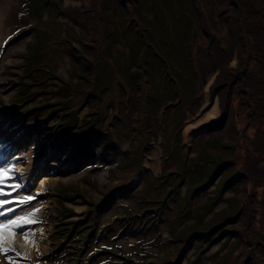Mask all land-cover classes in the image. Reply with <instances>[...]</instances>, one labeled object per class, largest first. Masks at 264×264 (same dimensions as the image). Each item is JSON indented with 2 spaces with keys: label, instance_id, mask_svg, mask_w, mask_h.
I'll use <instances>...</instances> for the list:
<instances>
[{
  "label": "rangeland",
  "instance_id": "1",
  "mask_svg": "<svg viewBox=\"0 0 264 264\" xmlns=\"http://www.w3.org/2000/svg\"><path fill=\"white\" fill-rule=\"evenodd\" d=\"M14 4H16V7H14ZM17 8V0H0V14L4 13V18L6 17L7 21L10 19L11 15L15 12ZM261 8V5H260ZM4 9V10H3ZM264 9V8H263ZM150 10H152L151 6L149 4H145L142 7L141 12V18H142V30L141 33L144 35L141 38V45H148L150 47L149 52L144 56V61L146 62H154L155 56H162L164 61L166 63L174 64L176 66H179L182 68L184 66L183 60L185 59H194L195 52H201L203 49L202 42L207 41V45H209L212 38L218 36V32L216 30L211 31L205 28V32H201L200 30L194 29V19L197 18V15L195 13L190 14L188 17L183 14H163L158 18L156 14L152 17L150 14ZM234 18L237 20L240 18V14L238 10H233ZM2 19V18H1ZM0 19V20H1ZM30 22L29 24H31ZM170 23H178V24H187L190 26L191 30H188L185 34H182L178 31L171 32L169 30L168 24ZM27 34H23L21 36H18L13 40V43L11 45V50L13 52L18 51L22 44L26 41ZM117 37V36H116ZM207 37H210V39H207ZM117 40L119 42L120 46H123L126 44L125 39H120L117 37ZM38 41L40 44L45 45V38L43 36H40L38 38ZM52 42V41H51ZM4 56V58H2ZM2 62L8 61L10 64L9 68H1L0 73L2 74L3 84L0 86V90H11L12 91L17 87L14 83H16L19 77V72L14 66L16 61L11 60V54H1ZM58 60V62H57ZM1 62V63H2ZM39 63L42 64L47 69H54L55 71L61 72L65 74V78L68 80H74L77 83V88L74 90V93L77 95L76 101L78 100H86L87 103L86 106V119L91 120L90 124L92 125L97 120L101 123H105V127L103 126L104 133L106 135V139L113 141L114 144L120 145V140L118 139V136L114 134L112 131L111 123L107 121L105 118L101 117L98 118V112L99 111H115L116 108L114 104L109 100L110 94L107 90H105L106 86L102 80L95 81L94 78L90 75H87L84 71L81 65L76 64L73 62L74 65H76L75 68H68V62L67 58L62 55L56 53L55 56L51 58H45L41 57L39 59ZM66 67V70H63ZM152 67L155 68V70L158 72L160 70V67L156 64H154ZM51 74V71L49 72ZM224 74H227V72L220 74L218 77V80L223 81L225 79ZM54 80L53 78L49 81ZM193 83V80L188 81H180V84L186 86L191 85ZM50 87V86H49ZM183 92L187 96L192 95V91L183 90ZM5 97V95H4ZM47 97V94L40 93L34 97V99L30 102L28 101L26 103V106L31 105V103L35 102L36 100H39L41 98ZM6 98V97H5ZM54 98V97H53ZM72 99V98H71ZM221 100H225L224 94L221 95ZM204 107V104H203ZM44 110H47V106L43 107ZM203 109V108H202ZM201 109V110H202ZM200 113V112H199ZM64 115V113H63ZM199 115V114H198ZM197 115V116H198ZM90 116H93V118H90ZM231 121L226 120L224 126L227 129L232 128L233 125V119L231 115L229 117ZM68 117L66 118V120ZM70 124H72L71 120H68ZM48 122H51L49 120ZM36 125H32L30 129L28 126L26 127V130H31ZM43 134H49L47 130H42L40 133V137ZM139 142L133 146V150H135L136 146L144 143L147 144L150 140L154 138V135H147L140 133L135 134ZM47 136L45 137V143H49V140L47 139ZM247 145H251L250 139L252 138V131H249L247 134ZM42 137V138H43ZM229 139L236 140L238 136L233 132L227 135ZM55 138H51L50 141H53ZM40 140L35 145V152H31L29 150H25L26 152L29 151L30 156L32 158V167L36 168L40 166L41 162V155L44 152L46 148H43L44 144H40ZM184 140V139H183ZM258 140H254L253 146L257 144ZM58 142L59 146L57 147V155L59 157L63 156L68 147L66 145H62L60 141L56 140ZM188 150V149H186ZM34 151V149H33ZM92 153L95 157L97 154V149L94 147L92 149ZM126 153L130 154V162H133V166L131 168L132 173H136L140 169V164L142 163V159L140 154L135 153V151L128 150ZM163 153L165 156V159L163 160V163L166 160V163H169L170 167L175 171L174 175H167L165 179L162 181L154 180L147 175L143 177L142 185H143V203L145 204H156L154 206L155 211H159L162 204L165 202L166 197L168 196L169 192L173 190L176 186L180 178L176 177L179 175L182 179V174H179L177 172V169L182 167V164L180 162H183V160L186 158V153L182 150L180 145L172 144L171 146L164 147ZM191 153L188 151V155ZM68 161L64 162L62 164V168L66 167L67 169L63 172H55L52 170L51 165L54 163L56 164L55 158L52 156L51 158H48L44 161H42L43 167L42 172H51L50 177H53L50 179V181L45 185V194L41 198H44V201L48 202L50 200L51 196L48 194L49 190L51 188L58 190L57 188L62 187L67 190L65 194L66 196V204H69L72 209H74V206L72 205H78L82 206L83 210L85 209L84 204V198L87 196H90L94 198L95 202L98 200V194L97 191L105 192L106 187L102 185V182H99L98 178L100 173L103 172V170L106 168L102 165H100L97 161H95L93 158L89 161L84 162L81 160L80 167H75V163L72 161V163L69 161L70 159H67ZM108 160V159H106ZM108 164L110 166H114V163L112 164V161H109ZM163 172L165 170L163 169ZM111 175H108V177ZM187 177V175H185ZM55 179V180H53ZM34 193V192H33ZM31 195L29 193H24V196ZM186 203V202H184ZM223 207V204H219L217 208ZM147 209V208H145ZM92 214V218H93ZM235 217V216H234ZM104 220L102 216L98 218V222L101 223ZM88 221L84 220L82 223L77 224L76 229H74L72 232L77 231L79 227L87 225ZM102 224V223H101ZM98 227V226H94ZM236 229L235 226H232V229ZM84 232V230H82ZM217 232L210 236H215ZM93 234V233H92ZM92 234L86 236V240L90 242L92 238ZM183 232L181 233V235ZM176 251H178L176 249Z\"/></svg>",
  "mask_w": 264,
  "mask_h": 264
},
{
  "label": "snow or ice",
  "instance_id": "2",
  "mask_svg": "<svg viewBox=\"0 0 264 264\" xmlns=\"http://www.w3.org/2000/svg\"><path fill=\"white\" fill-rule=\"evenodd\" d=\"M13 172V168L10 166L0 167V253L4 254L7 257V253L9 250L14 251V249L6 248L4 245L11 244L14 233L12 229H21L26 225H30L34 223V220L30 218L31 215H35L33 212L30 215H16L13 219H3V217L8 216L16 211L12 205L14 202L19 206H23L31 201L33 198L29 196H24L19 201H14L12 199V192L5 191L6 181L10 179H14V177H10L9 174ZM9 187H14V190H18L21 185L16 183L14 186L9 185ZM7 206V211H5V207ZM16 256L19 257L20 254L16 253ZM9 264H11V260H9Z\"/></svg>",
  "mask_w": 264,
  "mask_h": 264
},
{
  "label": "bare ground",
  "instance_id": "3",
  "mask_svg": "<svg viewBox=\"0 0 264 264\" xmlns=\"http://www.w3.org/2000/svg\"><path fill=\"white\" fill-rule=\"evenodd\" d=\"M4 10V9H3ZM1 21V20H0ZM216 115V104L214 103V101L212 103H208L205 102L204 103V107L203 109L200 111L199 115L197 116V120H195L194 122H190L189 124H187L184 128L183 131V138H186V134L188 133V131H191V129L201 123H205L208 120H210L211 118H213ZM184 141L186 142L187 139H184ZM29 155H25L24 157V161H25V167H28L30 165V159L28 158ZM25 167L23 166H19L18 168H16L17 171H21L23 169H25ZM46 178L44 177L39 184L37 185V187L35 188V190H42L43 189V184L46 182ZM20 245L23 249L24 252L29 253L30 252V245L25 244L23 242L22 239H19Z\"/></svg>",
  "mask_w": 264,
  "mask_h": 264
}]
</instances>
